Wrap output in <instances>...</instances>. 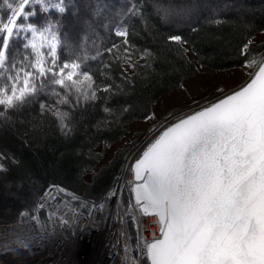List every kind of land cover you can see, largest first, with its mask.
<instances>
[{"label": "trees", "instance_id": "trees-1", "mask_svg": "<svg viewBox=\"0 0 264 264\" xmlns=\"http://www.w3.org/2000/svg\"><path fill=\"white\" fill-rule=\"evenodd\" d=\"M233 2L29 0L23 6L27 19H16L9 35L5 25L21 0H0V98H13L11 105H0V224L18 220L24 210L37 212L55 187L79 200L105 202L130 149H118L102 164L100 148L120 142L130 125L151 117L158 101L201 67L241 68L260 52L253 38L264 32V0L225 10ZM179 8L190 11L185 17L170 15ZM50 18L56 35L48 40ZM64 64V74L86 71L91 87L77 89L68 79L55 83L63 80ZM57 113H67L64 128ZM128 196L122 195L125 208ZM29 255L23 249L0 258L31 264Z\"/></svg>", "mask_w": 264, "mask_h": 264}, {"label": "snow or ice", "instance_id": "snow-or-ice-1", "mask_svg": "<svg viewBox=\"0 0 264 264\" xmlns=\"http://www.w3.org/2000/svg\"><path fill=\"white\" fill-rule=\"evenodd\" d=\"M28 3L21 0L10 24L27 19ZM5 27L11 35L13 27ZM12 100L0 98V105ZM57 115L64 128L67 113ZM135 168L137 179L140 169L148 173L134 189L137 204L167 221L162 238L145 245L151 264H264V66L246 86L168 127Z\"/></svg>", "mask_w": 264, "mask_h": 264}, {"label": "built area", "instance_id": "built-area-1", "mask_svg": "<svg viewBox=\"0 0 264 264\" xmlns=\"http://www.w3.org/2000/svg\"><path fill=\"white\" fill-rule=\"evenodd\" d=\"M129 197L127 210L115 191L97 203L53 196L45 220L24 210L18 220L0 224V254L37 250L33 264H145V245L161 238V222Z\"/></svg>", "mask_w": 264, "mask_h": 264}, {"label": "rangeland", "instance_id": "rangeland-1", "mask_svg": "<svg viewBox=\"0 0 264 264\" xmlns=\"http://www.w3.org/2000/svg\"><path fill=\"white\" fill-rule=\"evenodd\" d=\"M244 1L246 0H235L232 4H226L225 10H229L230 7L242 8L245 3ZM204 7L206 6H199V9L204 10ZM185 11L190 10L179 8L177 11H172L170 15L185 17V14H187ZM192 13L195 14V12ZM8 27L14 28L12 24ZM46 27L45 38L50 40L51 37L56 35V26L52 23L51 18L46 22ZM253 41L260 45L261 49L254 58L248 60L251 64L250 67L243 66L241 68L224 72H216L208 68L201 67L198 74L186 81L182 87L175 89L158 101L151 118L134 122L130 125L127 134L120 142L100 148V152L102 154V164H107L118 149L123 147H128V149H130L125 162L123 175H121L118 185L107 192V196L110 191H115L119 194L121 202H123L122 195L124 192L128 193L130 196L131 164H134L144 150L162 133L164 128L168 127L176 120L202 109L239 90L254 77L255 73L264 61V32L256 35L253 38ZM185 47L189 57L196 62V57L190 47L187 45ZM127 69L131 70V67L128 66ZM69 73L72 74V79L70 81L77 89H87L89 79H86L82 74L75 70L65 73L64 77H62L63 81L68 79L67 76ZM130 143L133 144L131 145ZM86 179H90V176L86 175ZM60 195L71 196L61 188H51L46 194L44 202L38 206V210L35 213L38 214L41 219L45 220L49 215V200L53 196ZM130 204L131 202L129 197L128 205L126 207L127 210L129 209ZM39 211H41L42 214H40ZM29 251L30 255L26 256V260L33 264L34 257L38 254V251ZM0 264H8V262L0 258Z\"/></svg>", "mask_w": 264, "mask_h": 264}, {"label": "water", "instance_id": "water-1", "mask_svg": "<svg viewBox=\"0 0 264 264\" xmlns=\"http://www.w3.org/2000/svg\"><path fill=\"white\" fill-rule=\"evenodd\" d=\"M261 66H264V63L261 65ZM259 70V69H258ZM253 79V78H252ZM251 79V80H252ZM250 80V81H251ZM249 81V82H250ZM248 82V83H249ZM247 83V84H248ZM246 84V85H247ZM245 85V86H246ZM234 93V92H233ZM232 94V93H231ZM230 95V94H229ZM228 96V95H227ZM227 96H225V97H223V98H221V99H224V98H226ZM221 99H219V100H221ZM218 100V101H219ZM218 101H216V102H214V103H217ZM214 103H212V104H214ZM211 105V104H210ZM210 105H208V106H206V107H209ZM206 107H204V108H206ZM204 108H202V109H204ZM202 109H199V110H197V111H195V112H198V111H201ZM195 112H193V113H191V114H189V115H192V114H194ZM189 115H186V116H184V117H182V118H180V119H178V120H176L175 122H173L172 124H170L168 127H170L171 125H173V124H175V123H177L179 120H181V119H184V118H186L187 116H189ZM168 127H166V128H164L163 129V131H162V133L168 128ZM161 133V134H162ZM147 150V149H146ZM143 155V154H142ZM142 155L140 156V158L142 157ZM139 158V159H140ZM138 159V160H139ZM136 162H137V160L135 161V163L133 164V173H134V179H133V186H132V195H133V197H134V199H135V201L137 202V199H136V192L134 191V189L136 188V186L137 185H142L143 183H144V179H143V177H146L147 176V171L146 170H143V169H140V174H141V179H137V176H136V172H137V169L135 168V165H136ZM140 205V208H141V210H142V212H143V214L144 215H148V216H152V215H155V216H157L158 218H159V220H160V217H159V215L158 214H156L153 210H151V209H149V212L151 213V214H145L144 213V211H143V207H142V205H143V202H141V204H139ZM165 211H166V209H165ZM160 222H161V220H160ZM166 220H165V222H164V224H166ZM164 224H162V222H161V228L164 226ZM162 235V234H161ZM161 238H162V236H161ZM160 238V239H161ZM159 240V239H158ZM148 262H149V264H151V262H150V260L148 259Z\"/></svg>", "mask_w": 264, "mask_h": 264}]
</instances>
